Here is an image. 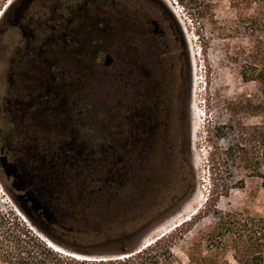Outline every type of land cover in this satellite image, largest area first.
Returning a JSON list of instances; mask_svg holds the SVG:
<instances>
[{
  "label": "flooded vegetation",
  "instance_id": "af4514ba",
  "mask_svg": "<svg viewBox=\"0 0 264 264\" xmlns=\"http://www.w3.org/2000/svg\"><path fill=\"white\" fill-rule=\"evenodd\" d=\"M8 5L0 18V180L41 230L87 235L89 223L102 222L88 216L87 195L103 183L113 210L129 213L162 192L163 172H175L190 61L181 66L182 40L159 0ZM107 83L112 125L103 132L94 117ZM177 115L178 134L170 123Z\"/></svg>",
  "mask_w": 264,
  "mask_h": 264
},
{
  "label": "rangeland",
  "instance_id": "374dc122",
  "mask_svg": "<svg viewBox=\"0 0 264 264\" xmlns=\"http://www.w3.org/2000/svg\"><path fill=\"white\" fill-rule=\"evenodd\" d=\"M11 1L0 0V18ZM159 1L182 40L181 66L190 61L191 85L181 122L185 137L177 138L178 148L185 152L176 157L175 172H163L167 180L162 192L123 215L122 225L110 236L138 230L129 239L131 247L164 238L172 254L170 264H240L233 250L244 244L232 234H223L225 229L219 224L226 218L236 223L239 232L245 221L264 218V187L259 178V128L264 132V0ZM104 87L103 111L94 117L103 132L102 124L112 125L111 113L106 111L113 105L111 93L106 94L112 91V83ZM179 121L178 115L170 121L176 134ZM243 155L248 159L245 163L240 161ZM175 194L183 198L170 209ZM0 212L6 218L15 214L21 219L31 238L35 236L32 245L39 240L64 258L81 261L88 256L43 234L21 212L1 180ZM105 237L81 235L98 244ZM120 244L92 250L113 254ZM0 264H10L2 252Z\"/></svg>",
  "mask_w": 264,
  "mask_h": 264
},
{
  "label": "trees",
  "instance_id": "16d2710c",
  "mask_svg": "<svg viewBox=\"0 0 264 264\" xmlns=\"http://www.w3.org/2000/svg\"><path fill=\"white\" fill-rule=\"evenodd\" d=\"M262 76L261 79L263 78ZM240 161L245 163L248 159L243 155V157L240 156ZM102 165H104V169L107 166L106 163ZM259 178L262 180L264 187V132L260 128ZM103 188L101 193L87 195L88 209L86 211L90 217L98 213L99 220L101 219L102 222L98 227H96L95 223H89L85 229L97 236L106 235L104 240L110 238L121 241L122 245L120 244V246L114 248L113 254H110V252L104 261L100 259L95 261L91 258L85 259V257H83L85 260L81 261L64 258L61 254H55L53 251L45 248L39 240L36 242V245L40 251L35 250L36 245H32L30 242L35 236L31 238L30 232L25 230V224L21 219L15 216V214H12L13 217L11 219L6 218L4 215H1V212L0 252L6 255L10 264H170L172 254L170 248L165 246L166 242L164 238H160L144 247H139V245L131 247L133 242L127 240V237L138 230L110 236L122 225L121 223L124 220L122 216L126 213H119L113 210V198L109 196V190L111 189L105 183H103ZM225 219L223 218L219 224V227L225 229L223 234H232L238 238V241L244 244L242 248L235 246L233 250L234 259L240 264H264V218L259 217V219L245 221L239 232H236V223L231 221L226 222ZM116 244H119V242ZM44 252L54 257H47V255H44ZM212 264L218 263L214 262Z\"/></svg>",
  "mask_w": 264,
  "mask_h": 264
},
{
  "label": "water",
  "instance_id": "95a60500",
  "mask_svg": "<svg viewBox=\"0 0 264 264\" xmlns=\"http://www.w3.org/2000/svg\"><path fill=\"white\" fill-rule=\"evenodd\" d=\"M28 201H32L33 207L35 208L36 204L32 196H29V199L26 202ZM18 207L21 210V212L25 215V217L28 218L35 227H37L33 222L32 210L29 207H27L25 204H18ZM38 229L43 234H45L48 238H50L52 241L56 242L58 245H61L65 248H70L77 252H82L88 255L89 257L94 256L91 258H93L95 261H98V259L104 261V259L107 258L109 253L108 251H93L92 249L98 248L101 246L103 247L112 246L113 244L121 242L119 240H114V239L109 238V239L104 240L100 244H98V243L90 242L89 240L83 239L81 238V236H77V235L75 236V235H70V234H66L65 236H58V235H52L50 233H47L41 230L40 228ZM136 235H137V232L129 235L127 237V240L132 239Z\"/></svg>",
  "mask_w": 264,
  "mask_h": 264
},
{
  "label": "bare ground",
  "instance_id": "6f19581e",
  "mask_svg": "<svg viewBox=\"0 0 264 264\" xmlns=\"http://www.w3.org/2000/svg\"><path fill=\"white\" fill-rule=\"evenodd\" d=\"M50 244V246L54 249V250H56V251H60V252H63L62 250H60L59 249V247L58 246H56V245H54L53 243H49ZM74 257H76V258H78V259H80L81 257L79 256V255H76V254H74L73 255ZM89 259V258H91V257H89V256H87V257H85V259ZM91 259H93V258H91Z\"/></svg>",
  "mask_w": 264,
  "mask_h": 264
}]
</instances>
